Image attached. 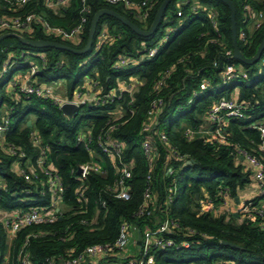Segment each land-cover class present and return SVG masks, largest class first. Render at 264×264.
<instances>
[{
	"label": "trees",
	"instance_id": "obj_1",
	"mask_svg": "<svg viewBox=\"0 0 264 264\" xmlns=\"http://www.w3.org/2000/svg\"><path fill=\"white\" fill-rule=\"evenodd\" d=\"M132 1L140 3L143 0ZM162 1L147 0L152 5L144 21L136 17L134 9H127L120 4L111 5L103 0H70L65 11L59 14L47 10L40 3H35V0H29L22 6H17L15 0H0V15L20 16L37 11L46 14L54 22L71 26L84 14L81 10L85 5L89 11L85 14L87 22L81 39L77 43L66 42L71 47L81 49L86 44L91 19L98 10L112 9L138 27L148 29ZM195 1L206 9L215 11L217 29L204 11L188 15L189 6H183L185 16L177 17V0H172L164 10L159 26L148 37L137 35L114 17L101 16L92 46L82 55L52 47H29L13 36L0 40V66L9 51L14 52L15 61L0 86L14 73L27 69L25 59L20 56L25 50L43 52L46 56V63L36 74L41 83L65 78L70 90L81 81L82 76L88 75L98 82L103 91H107L115 88L118 82L130 83L133 78L139 82L132 95L125 91L121 93L118 101L123 103V109H131L133 115L126 111L116 122L113 131V136L123 141L127 147L126 158L134 160L129 180L130 198L120 200L105 192V186L114 179L113 167L109 165L106 175L91 173L84 181L86 204L78 203L75 194L80 183L71 175L70 165L86 161L89 157L80 146H74V137L87 122L94 129L103 126L107 118L111 117L112 106H84L79 113V120L70 124L48 100L33 96L16 98L8 92L0 94V108L5 106L6 110L12 109L8 129L0 138V209H25L33 204L30 199L35 197L36 185L26 182L13 170L17 165L16 157L7 150L8 145L17 146L29 157L31 169L37 170L34 160L39 147L32 142L33 130L46 144L48 154L65 185L60 213L50 223L33 224L19 229L9 247L7 264H22L20 256L24 254L31 264H47V259H52L54 264H63L64 261L83 254L89 245H112L122 220L130 221L136 228L135 234L141 239L146 231L157 230L166 220L173 221L177 224L176 227H168L157 235L171 238L175 242H190L188 248L152 247L150 252L154 264H264V229L259 225L261 219L252 221L233 213L215 215L211 211L201 210L202 203L208 201L216 208L221 201L223 188H228L230 194L236 196L238 190L249 181L243 164L231 155L230 147L218 139L206 140L203 136L188 139L183 125L184 122L190 128L204 125L208 109L220 99L231 97L235 87L243 91L244 99H250L252 95L260 98L264 92V69L258 73L257 62L247 65L226 54V51H232L233 48L230 11L225 3L220 0ZM231 1L236 10L238 48L245 57L250 58L256 53L264 37V18L258 27H251L253 20L243 15L242 6L248 4L254 11H262L264 14V0ZM104 26L112 40L104 41L95 51L97 36ZM168 28L176 30L170 33L165 42L159 44ZM241 31L245 33L243 39ZM20 34L28 39L57 41L43 36L38 30L31 34L25 31ZM154 46H157V51L152 57H141ZM122 54L130 56L131 60L123 67L114 68L117 57ZM260 59H264V50ZM227 66L240 68L248 76L250 83L243 82L234 86L222 84V73ZM76 71L80 75L73 78ZM203 79L209 81L210 87L193 97V93L199 91ZM159 81L162 83L157 86ZM130 100L131 103L126 106ZM155 100H161L162 104L150 116L148 111ZM256 111L252 116H264V107ZM30 113L34 115L33 121L26 119ZM2 118L3 116L0 121ZM251 120H229L230 139L262 157L263 153L257 147L261 141L259 131L248 127ZM80 122L83 123L82 126ZM145 122H156L159 128L162 123L167 122V130L164 132L168 145L184 158L179 160L172 157L167 163L169 147H163L152 136L156 150L150 168L140 147L144 136L140 129ZM168 165L174 168L170 176L165 175ZM149 173L156 195L151 205L152 214L137 216L135 211L141 203ZM171 183L174 185L173 198L165 204L167 188ZM100 199L105 200L103 208H99ZM92 220L95 222H91ZM5 240V229L0 220L2 256L7 250ZM223 241L233 245H225ZM116 259L115 254H106L100 255L97 260L104 263Z\"/></svg>",
	"mask_w": 264,
	"mask_h": 264
},
{
	"label": "built area",
	"instance_id": "obj_2",
	"mask_svg": "<svg viewBox=\"0 0 264 264\" xmlns=\"http://www.w3.org/2000/svg\"><path fill=\"white\" fill-rule=\"evenodd\" d=\"M10 1V0H6ZM29 0H15L17 6L25 5ZM70 0H35V3H40L44 8L49 11H53L55 14L62 13L68 7ZM111 5H123L127 9H134L136 17L140 21H144L147 17V12L151 8L152 3H148L147 0H143L140 3L132 0H103ZM84 2V0H82ZM176 11L177 17L185 16L183 12V6H189V14L196 13L197 11H204L207 13L212 25L216 28V13L214 10H208L204 6L198 4L195 0H177ZM82 14L79 20L73 25L55 23L49 16L42 12L32 11L24 13L20 16L12 15H0V32L2 33H16L21 35L20 32L33 33L38 30L43 36L52 37L57 39V42L66 44V42L77 43L81 39V34L87 22L86 13L89 11L88 7L83 5ZM243 15L253 20L251 27H258L264 18L262 11H254V9L244 4L242 6ZM217 29V28H216ZM176 30V28L166 29L165 34L159 41V44L167 40L170 33ZM244 31H241V38L244 37ZM238 36V35H237ZM243 39V38H242ZM106 40H112L108 35L107 28L104 26L100 30L97 36V40L94 45L95 51ZM56 41V40H53ZM145 49V47H144ZM157 51V46L150 48L141 57H152ZM227 55L232 57V51H226ZM20 56L25 59L27 64V71L23 77L20 75L11 76L8 80V93L14 95L16 98H28L30 96L45 99L55 105L62 115L66 118H72L79 115L84 106H112L111 117L107 118L105 124L99 126L98 129H94L93 125L82 126L74 137V146H80L88 155L86 161L77 162L70 165V173L74 178L79 181L80 185L76 190V197L79 204H86L87 197L85 196L84 181L91 173L97 175H106L108 166L111 165L114 170V179L110 184L105 186V192L120 200H128L131 193V184L129 182L132 176V167L134 160L126 158V145L119 138L113 136V131L116 128V122L126 114L133 115L131 109H123V103L118 101L122 92H128L133 94L138 82H118L115 88H111L107 91H103L102 87L97 81L92 79L88 75L82 76L81 81L73 88L70 89L66 85L65 78H56L50 82L41 83L38 81L36 74L42 70L43 65L46 63V56L43 52H31L23 51ZM14 52L9 51L6 59L0 66V80L6 78L10 67L15 63ZM131 60V57L127 54H122L117 57V60L113 64L114 68L123 67L127 62ZM242 77L249 81L248 76L241 71L240 68L235 66H227L222 73V84L227 83L230 79L236 77ZM241 78V79H242ZM162 81H159L157 86H160ZM210 87L209 81L203 79L199 91L193 93V97L197 96L200 92ZM132 100V98H131ZM131 100L127 103L128 106ZM64 104H71L76 107L72 116H68L61 111V107ZM162 104L161 100H155L151 103V108L148 111L152 116L154 110L160 108ZM264 107V92L260 98L251 96L250 99H239V94H232L231 97L222 98L212 105L206 113V121L203 128H190L185 129V136L188 139H192L195 136H203L206 140L218 139L222 143H226V146L230 147V153L244 166L245 171L248 173L249 181L254 182L256 185V191L253 197H247L237 203L234 202V196L230 194L228 188H223L221 191V201L216 208H213L212 204L206 202L202 203V211H211L213 214L218 215L223 212L237 214L240 218L247 217L252 221H256L257 218L261 219L259 223L260 227L264 229V116L259 117L252 114L259 108ZM11 108L8 109L11 112ZM257 112V111H256ZM132 113V114H131ZM247 120L252 119L248 123V127L255 128L260 134V143H258V149L263 153L262 157H259L237 142H232L228 130L229 120ZM9 115L3 116L0 121V138L4 134L5 130L9 126ZM152 130V131H151ZM3 133V134H2ZM140 133L144 136L141 139L140 147L143 155L145 156L148 166L152 167V157L156 148L153 146L151 137L155 136L161 145L168 148V140L164 131H161L156 122L150 124L145 122L140 129ZM32 142L35 146L39 147V153L34 160V167L31 169L29 163V157L26 153L19 149L17 146L8 145L7 150L10 155L16 157L17 165L13 167V170L17 171L26 182H32L36 185L35 197L30 199L31 204L25 209L17 208L14 210H2L0 209V220L5 229V245L7 247L6 252L0 253V264H7L9 257V247L16 232L24 226L33 224L50 223L54 221L57 214L60 213V207L63 201V193L65 185L63 183L60 173L55 168L53 161L51 160L47 146L38 137L35 130L31 132ZM172 157L182 160L184 157L175 152V150L169 147L167 153V163L170 162ZM188 162V161H187ZM174 168L171 165L166 166L165 175H172ZM174 185L171 183L167 188V195L165 198V204L169 203L173 198ZM156 195L153 190L152 183L150 181V173L147 175V182L142 193V200L139 204L135 215L137 216H149L152 214V203L155 201ZM105 206V200L100 199L99 208ZM87 223L86 221H84ZM91 222H95L92 220ZM177 224L173 221H165L155 231L148 230L145 232L143 238L139 236L142 249L138 250L137 254H129L130 245L136 243V237H134L136 228L127 220H122L118 227V233L115 241L112 245L109 244H93L85 248L83 254L73 257L69 261H64L63 264H77L85 257H97L99 255L115 254L117 259L112 261H106L102 264H154L153 255L150 252L151 248L165 249L173 247L175 249L188 248L190 242L180 241L175 242L171 238L158 236L157 233L162 232L168 227L174 228ZM21 253H19L20 255ZM22 264H31L28 257L24 254L20 256ZM47 264H54L52 259H47Z\"/></svg>",
	"mask_w": 264,
	"mask_h": 264
},
{
	"label": "water",
	"instance_id": "obj_3",
	"mask_svg": "<svg viewBox=\"0 0 264 264\" xmlns=\"http://www.w3.org/2000/svg\"><path fill=\"white\" fill-rule=\"evenodd\" d=\"M172 0H163L162 3L159 5L156 14L154 16V19L152 21V23L150 24L148 29H142L140 27H138L137 25H135L133 22H131L130 20H128L127 18H125L124 16L120 15L119 13H117L116 11L112 10V9H108V8H104V9H100L98 10L92 17L91 22H90V26H89V30H88V35H87V41L86 44L84 45L83 48L81 49H76L74 47H71L67 44L61 43V42H57V41H53V40H44V39H28L25 38L21 35H18L16 33H3L0 35V40L4 37L7 36H13L16 39H18L22 44L27 45L29 47H34V48H45V47H52V48H56V49H60V50H65V51H70L72 53L75 54H85L87 53L93 43V38L94 35L96 33V27H97V23L100 19L101 16L103 15H109L111 17H114L116 19H118L119 21H121L123 24H125L126 26H128L133 32H135L137 35L143 36V37H148L150 35H152L154 33V31L156 30V28L159 26L161 18L163 16L164 10L166 9L167 5L171 2ZM223 3H225L230 11V30H231V39H232V48H233V54L232 57L234 59H237L238 61L247 64V65H251V64H255L261 57L263 50H264V37L262 39V41L260 42L256 53L248 58L245 57L242 52L239 50L238 45H237V29H236V20H235V15H236V10H235V6L233 4V2L231 0H220ZM243 91H240L239 93V99H242L243 97ZM76 110V107L74 105L71 104H64L61 107V111L68 115V116H72L73 112ZM31 125V121H28V126ZM3 134V133H2ZM189 162V161H188ZM197 196V195H196ZM235 200L238 201V197H235ZM235 216H237V214H235ZM138 243H140V240L137 241ZM225 245H229L232 246L233 244L227 241H223L222 242Z\"/></svg>",
	"mask_w": 264,
	"mask_h": 264
},
{
	"label": "rangeland",
	"instance_id": "obj_4",
	"mask_svg": "<svg viewBox=\"0 0 264 264\" xmlns=\"http://www.w3.org/2000/svg\"><path fill=\"white\" fill-rule=\"evenodd\" d=\"M55 23H57V22H55ZM256 67H257V69H258V73H261V71L264 69V59H260V60H258L257 63H256ZM26 71H27V69H21L20 71L14 73L13 76L20 75V77H23V76L26 74ZM50 75H52V74H50ZM79 75H80V72H79V71H76V72L74 73L73 78H77ZM1 82H2V80H0V83H1ZM243 82L247 83V81H246L245 79H243V78H242V79H241V78L230 79V80L227 82L226 86H234V85L241 84V83H243ZM3 83H4V82H3ZM7 83H8V81L5 82V84H3L2 86H0V94L3 93V92H6V91H7V87H8ZM235 88L237 89V87H235ZM10 114H11V113H10L8 110H6L5 106H2V107L0 108V117H1V116H4V115H10ZM28 118L31 119L32 121L35 119V118H34V115L31 114V113L28 114V115L26 116V119H28ZM78 120H79V115L76 116V117L67 118V121H68L70 124H72V123H76ZM11 121H13V118H12ZM167 126H168V123H167V122L162 123V125L160 126V130H161V131H166V130H167ZM245 188H247L248 191H253V192L256 191V185H255L254 182H248V184H247V186H246ZM245 190H246V189H245ZM135 235H136V234H134V236H135ZM131 250H132V249H131ZM215 264H220V263L216 262Z\"/></svg>",
	"mask_w": 264,
	"mask_h": 264
},
{
	"label": "crops",
	"instance_id": "obj_5",
	"mask_svg": "<svg viewBox=\"0 0 264 264\" xmlns=\"http://www.w3.org/2000/svg\"><path fill=\"white\" fill-rule=\"evenodd\" d=\"M135 81L138 82V80H137L136 78H133V79H132V82H135ZM138 84H139V82L137 83V85H138ZM135 89H136V87H135ZM135 89H134V90H135ZM239 91H240V89L237 87V89L235 88V89L233 90L232 94L236 93V95H237V94H239ZM30 121H31V120H30ZM183 125H184L185 128L188 127L187 124H186L185 122L183 123ZM202 126H203V125L197 127V129H201V128H203ZM248 182H251V181H248ZM248 182H246V183L244 184V186H243L241 189L238 190L236 196H234V202H235V203H237V201L235 200V197H238V201H240V200H242V199H244V198H247V197H253V196H254L255 192H253V191H248V189L245 188V187L247 186ZM245 189H246V190H245ZM137 236H138L137 234L134 236V237H136V241L139 240ZM140 246H141V244L138 243V242H136V243L130 245V247H129V254H131V255H133V254H137V253H138V250L140 249ZM131 249H132V250H131ZM99 256H100V255H99ZM99 256H97V257H93V258L85 257L84 259H82V261H80V262L77 263V264H102V263H100V262L97 260V259H99Z\"/></svg>",
	"mask_w": 264,
	"mask_h": 264
}]
</instances>
